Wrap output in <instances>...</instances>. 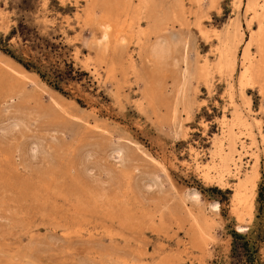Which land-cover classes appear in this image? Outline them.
<instances>
[{"label":"rangeland","instance_id":"obj_1","mask_svg":"<svg viewBox=\"0 0 264 264\" xmlns=\"http://www.w3.org/2000/svg\"><path fill=\"white\" fill-rule=\"evenodd\" d=\"M102 1L0 0V264H264V95L240 85L249 0ZM107 3L125 9L105 41ZM152 13L163 31L140 41Z\"/></svg>","mask_w":264,"mask_h":264},{"label":"bare ground","instance_id":"obj_2","mask_svg":"<svg viewBox=\"0 0 264 264\" xmlns=\"http://www.w3.org/2000/svg\"><path fill=\"white\" fill-rule=\"evenodd\" d=\"M94 1V0H93ZM104 1V0H103ZM102 1V2H103ZM108 2V0H105ZM113 2V0H111ZM117 2L119 0H116ZM114 0V2H116ZM122 1V0H121ZM131 0H125V4L124 6L128 8L129 2ZM144 5L146 4V1L143 0ZM215 0H212V3ZM150 2V1H149ZM199 2V7H202L203 4V0H198ZM120 3V2H119ZM105 5V4H104ZM102 5V6H104ZM121 5V3L119 4ZM117 5L116 3H107V6L104 8V16L106 18V20L104 21L105 25H102V28H104L102 31L104 33V38H107V36H109V30L113 27V25L115 24L114 21L119 17V15L124 11L125 7L123 6V8L121 6ZM142 5V6H144ZM99 6V5H98ZM112 6V7H111ZM95 7H92L90 12H89V16H93L96 14V11L94 9ZM151 8V7H150ZM248 8L254 13V16L252 17L250 23H252L253 21H257L259 28L255 31L254 34H252L251 36V42L247 43L248 45L244 48V52H243V57H242V65H243V70L241 73V79H240V85L242 87L245 86H257V84L260 85V89H261V94L264 95V0L260 1V0H249L248 1ZM157 9V8H156ZM136 10V9H135ZM155 10V9H154ZM159 10V9H157ZM156 10V11H157ZM202 10V9H201ZM132 11V9H131ZM153 11V10H152ZM150 12V11H149ZM137 13V11H136ZM139 14V13H138ZM143 14V13H142ZM147 14V13H146ZM158 14V12H157ZM136 15V14H134ZM159 15V14H158ZM157 15V16H158ZM179 14H176V12L174 11V17H177ZM150 20L149 21V26L147 29H143L141 28V30H139V36H140V41H144L146 40V38L149 39L151 34H157V36H159V34L163 31V27H162V23L159 19L156 18V16L152 13L149 16ZM142 19V18H141ZM161 19V18H160ZM136 20V19H135ZM162 20V19H161ZM103 23V21H102ZM118 23V22H117ZM132 25V24H131ZM170 25V24H169ZM115 26V25H114ZM142 27V26H141ZM133 29V28H132ZM234 35L232 33H229L226 36V39L222 41V49H221V60L224 63H227L229 66H232L233 68L235 67V62H236V49H237V44L234 42L233 39ZM161 36L157 38L156 43H153V46L151 47V56H153L155 59L160 60L162 59L166 54V48L164 47V44L161 42ZM102 39V38H101ZM105 40V39H104ZM109 40V38H108ZM107 40V41H108ZM106 41V40H105ZM139 41V42H140ZM143 42V43H144ZM168 42V41H167ZM140 44V43H139ZM169 45V44H168ZM256 45L257 47V52L254 53L253 50L251 49V46ZM143 48V47H142ZM242 56V54H241ZM152 60V59H151ZM4 62V61H3ZM168 62V61H167ZM5 63V62H4ZM6 66V65H5ZM4 66V67H5ZM222 67V66H221ZM10 69V68H9ZM15 69V68H14ZM179 69V68H178ZM11 70V69H10ZM9 70V71H10ZM14 73H11L14 77V79H19L17 77V75L15 73H17L16 70H13ZM21 72V71H19ZM199 74L204 77L206 80H208L209 77V72L207 71V69H202L199 71ZM19 75V74H18ZM179 75V74H178ZM15 80V81H16ZM22 80V79H21ZM14 81V82H15ZM19 80H17L18 82ZM20 82V81H19ZM18 82V83H19ZM178 82V81H177ZM152 84V83H150ZM206 84V83H205ZM209 84V83H208ZM207 85V84H206ZM19 86V85H18ZM34 86V85H33ZM17 87V85H16ZM15 87V88H16ZM37 87V86H35ZM39 87V86H38ZM37 87V88H38ZM241 87V88H242ZM19 89V87H18ZM40 89V88H39ZM245 89V88H244ZM23 91V90H22ZM245 91V90H244ZM20 93V92H19ZM18 93V94H19ZM24 93V92H23ZM25 94V93H24ZM15 95V94H14ZM12 95V99L13 97L15 98V96ZM25 97L27 98L26 100L31 101V94H25ZM34 98V97H33ZM41 104L42 101H40ZM60 105V104H59ZM48 106V105H47ZM58 106V105H57ZM44 107V106H43ZM56 107V106H55ZM41 109V108H39ZM45 109V108H44ZM239 112V111H238ZM237 112V113H238ZM242 114V113H241ZM238 118V117H237ZM241 118V117H240ZM237 120V119H236ZM245 121V120H244ZM240 122V120H239ZM13 123V122H12ZM10 125H13L14 123L17 124V126H19V120H14V123ZM241 123V122H240ZM243 124V123H242ZM246 124V123H245ZM248 124V123H247ZM257 124L260 126L261 121H257ZM245 126V125H243ZM249 128V127H248ZM11 129V126L8 128H5L3 131H8ZM11 133V130H10ZM252 137V136H251ZM253 138V137H252ZM254 139V138H253ZM119 151V150H117ZM217 156V155H216ZM219 157L221 161H225L226 157L224 156V153L222 151L219 152ZM209 166V165H208ZM207 166V167H208ZM227 167V166H226ZM224 169V168H223ZM205 174V178L208 180H213L214 176H212L210 173V170L208 171L206 169V172H204ZM258 174L257 171L251 172L246 174V176L242 179H240L239 181V185L237 188V197L239 199L240 202H242L245 198L249 199V192H248V187L249 185L255 186L256 180H257ZM150 185V184H149ZM192 193V192H191ZM195 195V194H194ZM197 196V195H196ZM212 208L214 209H219V203L215 202L212 203L211 205ZM198 223V222H196ZM246 226L240 225L238 227V229L240 230H245ZM245 228V229H244Z\"/></svg>","mask_w":264,"mask_h":264},{"label":"trees","instance_id":"obj_3","mask_svg":"<svg viewBox=\"0 0 264 264\" xmlns=\"http://www.w3.org/2000/svg\"><path fill=\"white\" fill-rule=\"evenodd\" d=\"M28 66H30V65H28ZM73 71H74V68H73V66L70 64V65H68V69H67V71L64 72V73L61 72L60 74L57 75V77H62V78H64L66 74L69 75V76L71 77ZM248 245H249L248 242H245V243H244L243 245H241V246H235V248H234V253H233V254H234V255H235V254H240L241 256L246 255V253L249 252V249L247 248ZM238 250H239L240 252H238Z\"/></svg>","mask_w":264,"mask_h":264}]
</instances>
